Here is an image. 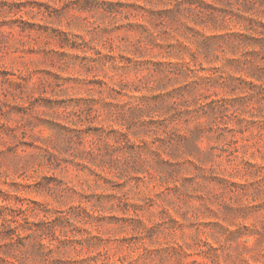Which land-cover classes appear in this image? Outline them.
Listing matches in <instances>:
<instances>
[{"label":"rangeland","instance_id":"374dc122","mask_svg":"<svg viewBox=\"0 0 264 264\" xmlns=\"http://www.w3.org/2000/svg\"><path fill=\"white\" fill-rule=\"evenodd\" d=\"M0 264H264V0H0Z\"/></svg>","mask_w":264,"mask_h":264},{"label":"clouds","instance_id":"9594fccd","mask_svg":"<svg viewBox=\"0 0 264 264\" xmlns=\"http://www.w3.org/2000/svg\"><path fill=\"white\" fill-rule=\"evenodd\" d=\"M69 135H73V134L70 133Z\"/></svg>","mask_w":264,"mask_h":264}]
</instances>
